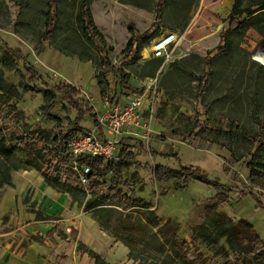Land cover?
<instances>
[{
	"label": "rangeland",
	"instance_id": "obj_1",
	"mask_svg": "<svg viewBox=\"0 0 264 264\" xmlns=\"http://www.w3.org/2000/svg\"><path fill=\"white\" fill-rule=\"evenodd\" d=\"M52 1L0 0V82L17 90V95H8L9 104L24 114L21 128L44 131L53 156L56 149L69 156L68 146L51 143L55 137L69 132L79 136L93 128L107 99L152 87L155 103L149 120L155 140L147 148L138 140L124 139L121 160L97 166L103 180L119 183L133 200L150 203L163 221L178 224L179 236L189 242L193 229L204 224L210 204L235 224L250 223L264 240V206L254 196L239 195L243 188H254L264 203V150H254L264 120V64L255 59L264 45V0H240L239 10L254 14L240 18L245 23L230 35L228 52L209 69L205 59L222 44L238 0H166L161 18L162 0H92L101 55L84 35L83 0H61L56 6ZM50 19L53 34L46 39ZM168 32L179 38L172 50L175 59H154L153 45ZM5 43L20 50L26 61L7 54ZM29 69L41 79L31 81ZM207 73L210 82L200 95ZM44 84H70L79 90L80 113L58 95L48 94ZM26 161L22 146L13 159L20 169L11 171V184L0 188L14 192L11 203L0 195V264H95V258L80 253L83 248L108 264H137L129 259L128 235L117 238L118 223L135 208L123 211L108 199L109 184L97 189L99 205L86 207L89 194L79 206L68 192L48 186ZM66 166L71 169V162ZM181 166L200 168L208 180L225 185L229 201L221 202L214 184L181 181ZM110 217L106 231L100 221ZM55 226L61 232L53 240L33 239L46 238ZM74 230L78 241L72 237ZM197 245L206 264H264L263 250L255 255L245 249L237 252L227 238L217 245L201 240Z\"/></svg>",
	"mask_w": 264,
	"mask_h": 264
},
{
	"label": "trees",
	"instance_id": "obj_2",
	"mask_svg": "<svg viewBox=\"0 0 264 264\" xmlns=\"http://www.w3.org/2000/svg\"><path fill=\"white\" fill-rule=\"evenodd\" d=\"M61 0H53V5H57ZM162 7L159 9L158 17L161 18L163 8L166 0H162ZM238 0L234 5L233 17L230 19V23L225 31L222 33V44L217 48L216 54L213 56H207L205 59V66L209 69L212 66L214 59L227 53L229 38L232 33L239 27L243 26L245 20H240L243 15L246 18L252 16L254 12L240 11L238 7ZM92 0H83L80 8V14L84 21V35L87 40L92 43L98 53L102 54L100 43L97 39L99 34L98 27L95 25L92 14L90 12V6ZM257 17H252L250 20L254 21ZM54 20L50 19L48 22V32L46 39L53 34ZM5 45V51L10 56L14 57L18 62L26 61V57L19 50H14L7 43ZM134 43L131 41L128 44V50H133ZM30 80L35 81L36 78L41 79V76L36 72L29 69ZM210 73L205 75V83L200 90V95L204 93L210 82ZM45 85L46 92L49 94H56L62 99L66 100L70 107L80 113L78 109V97L81 94L79 90L70 84H61L59 86ZM4 92V93H3ZM17 95L16 88L5 86L3 81L0 82V188L3 186H9L11 184V171L20 169L17 164L13 162V159L19 153L22 146L25 148L27 157V164L34 170L39 171L45 179V182L51 188L61 190L64 193H69L75 199V201L82 206L87 199V195H91L92 199H89L86 203L88 209L96 207L101 203V193L98 187L109 184L106 188L108 199L113 200L121 205L123 211L130 210L125 219L121 218V221L117 226V238L128 235L130 241L126 242V246L129 248V259L133 260L137 264H206L202 261V255L199 251L197 242L199 240L209 244L217 245L221 239L227 238V243L234 251H242L244 249L248 254H259L260 250L264 251V240L258 235L255 228L250 223L240 221V224H235L230 217L226 214L220 213L216 207V204H210L206 207L208 214L203 225L197 226L193 229L192 242L187 241L185 238L179 236L180 226L175 224L171 219L163 221L152 210V205L142 198L131 199L123 194L118 188L117 182L111 180L106 182L103 172L97 169V166H101L102 161L95 159L94 161L82 160L81 165L88 164L94 170L90 176L89 185L84 186L80 184L76 174H73L72 159L69 156H65V150H58L56 155L53 156V148L49 146V137H46V133L42 130H36V132L24 131L22 127L24 114L19 112L14 105L9 104V95ZM93 109L90 108L88 112L93 113ZM84 112V111H83ZM85 114V113H84ZM82 119V116H81ZM45 135V136H44ZM77 136L73 132L65 134V136L55 137L51 143L55 144L59 141L62 145L68 146L70 141ZM254 150H264V120L261 122V130L259 138L254 141ZM50 143V144H51ZM56 162V163H55ZM71 162V169H68L66 165ZM54 164H60L61 167H56ZM108 166V165H103ZM254 169H251V172ZM172 172V171H171ZM179 178L184 183L190 180H199L207 184H214L218 191V198L222 203L229 201L230 194L226 190L225 185L219 184L217 181L208 180L205 173L200 168H189L181 166ZM102 181H101V180ZM241 197L254 196L261 206L264 203L260 200V194L257 193L254 188H243L239 191ZM111 224V217L106 222L100 221V226L106 231ZM54 231L50 232L46 238H40L38 242L43 240H53L54 235L60 231L57 226L54 227ZM60 237V236H59ZM72 237L74 240L78 237V231L74 230ZM123 240V239H122ZM139 246V248H138ZM80 253H88L89 256L95 258V264H108L105 260L94 251L88 249H80Z\"/></svg>",
	"mask_w": 264,
	"mask_h": 264
},
{
	"label": "built area",
	"instance_id": "obj_3",
	"mask_svg": "<svg viewBox=\"0 0 264 264\" xmlns=\"http://www.w3.org/2000/svg\"><path fill=\"white\" fill-rule=\"evenodd\" d=\"M178 41L177 33L163 34L151 49L153 58L173 61L175 57L172 50ZM154 103L155 92L152 87L141 94L121 96L114 101L107 99L103 103L96 113V124L93 128L72 139L67 147L73 162L72 170L80 184L89 185L90 176L94 172L90 165H81L82 160L99 159L105 162V165L116 163L121 160L124 139L138 140L147 148L150 147L155 140L149 120ZM67 232L72 233V229L68 228Z\"/></svg>",
	"mask_w": 264,
	"mask_h": 264
},
{
	"label": "crops",
	"instance_id": "obj_4",
	"mask_svg": "<svg viewBox=\"0 0 264 264\" xmlns=\"http://www.w3.org/2000/svg\"><path fill=\"white\" fill-rule=\"evenodd\" d=\"M39 185L42 186V188L44 189V186H43L40 182H39ZM43 189H41L42 192H43ZM0 195H3V196L5 197L4 199H5L6 201H8V202L11 203L12 201H9V196H10V195H14V192H9L8 189H7V190H6V189H2V190H0ZM5 200H4V201H5ZM62 205H63V204H62ZM62 207H63V206H62ZM57 227H58V226H57ZM58 228H59V227H58ZM78 240H79V232H78V237H77V239L74 240V241H78Z\"/></svg>",
	"mask_w": 264,
	"mask_h": 264
},
{
	"label": "bare ground",
	"instance_id": "obj_5",
	"mask_svg": "<svg viewBox=\"0 0 264 264\" xmlns=\"http://www.w3.org/2000/svg\"><path fill=\"white\" fill-rule=\"evenodd\" d=\"M255 59L259 63L264 64V45L263 47L258 48L257 51L255 52Z\"/></svg>",
	"mask_w": 264,
	"mask_h": 264
}]
</instances>
